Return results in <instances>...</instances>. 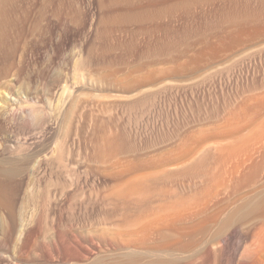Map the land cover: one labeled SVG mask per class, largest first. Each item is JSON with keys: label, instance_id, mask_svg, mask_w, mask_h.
<instances>
[{"label": "rangeland", "instance_id": "obj_1", "mask_svg": "<svg viewBox=\"0 0 264 264\" xmlns=\"http://www.w3.org/2000/svg\"><path fill=\"white\" fill-rule=\"evenodd\" d=\"M0 34V167L41 158L0 175V264L238 263L232 110L262 100L264 0H3Z\"/></svg>", "mask_w": 264, "mask_h": 264}, {"label": "bare ground", "instance_id": "obj_2", "mask_svg": "<svg viewBox=\"0 0 264 264\" xmlns=\"http://www.w3.org/2000/svg\"><path fill=\"white\" fill-rule=\"evenodd\" d=\"M2 2L3 0H0V7H1ZM75 61L76 62L74 64L73 72H74V77L77 78L80 75L79 69H81L80 68L81 61L79 60H75ZM84 63H85V60H84ZM67 90H69V88L66 84L63 87V92ZM71 96H68V97L70 98ZM255 99L256 98L252 95L247 94L245 96H242L239 93L234 103L235 104L233 107L234 109L232 110L233 115H234V119L232 120L234 121V123H233V128L231 131L233 148L231 150V155L229 158L230 160L229 163H231L230 165L231 166L230 168L231 169V175H230L231 179L230 180L232 181L231 183L232 185L229 184V186L232 187L231 188L232 192L230 193L231 196L230 195L229 196L232 197V200H233L231 201V204L233 202L234 212L231 213L230 215L231 217L229 219L224 221V227L227 226V223L231 222L233 228H232V231L228 235H222L220 243H221V247L224 248V247H228L231 244V241L233 239L236 240V250L240 249L239 254H238L239 260L237 264H264V83H263V93H262L261 103L256 102L257 99L256 101ZM9 100H11V97H9ZM14 103H16V101ZM37 108L34 107V109L32 110L33 115H37L38 113ZM59 115H60V112H59ZM63 115L61 117H63ZM226 135L228 134H224V136L221 137V139H223L224 137L230 136V135L228 136ZM229 139H231V137ZM21 149L22 148H20V150ZM53 151L55 152V148ZM14 153L16 152L14 151ZM19 153L20 152H18V154ZM34 153H33V156L37 154V153L35 154ZM26 154L30 155V153H26ZM21 155L22 157H20ZM21 155L18 156L20 157L19 159L21 160V158L22 159L24 158L23 163L24 164L29 163L28 165H30L31 160L35 157L34 156L30 160L32 156L28 157L27 155L23 157L24 154H22V152H21ZM14 157L12 159V155H11V159L7 158L8 160L7 159L5 160V163L9 165L0 167V175H3L4 177L12 179V177L16 176L19 172L23 171V167L25 168V165L23 166L21 164L22 161H20L17 157L16 158ZM40 159H35L32 161L33 164L31 163V165H33L34 170H35V167L40 166V163H41ZM40 168L42 170V167ZM230 176L228 174L229 178ZM69 178L72 179V177H69ZM224 181H227V180L224 179ZM220 201L223 202L222 199H220ZM0 204L2 205L10 204L9 197L7 198L6 195H4L1 190H0ZM224 206H225L224 203L219 206L220 207L219 212H223V210H225ZM241 243H242V247H241ZM17 259H19L16 262L17 264H26V260L28 259V256L26 257L25 254L23 253L21 257ZM159 261L161 262L162 260L150 261L149 263L146 262L144 264H160Z\"/></svg>", "mask_w": 264, "mask_h": 264}]
</instances>
